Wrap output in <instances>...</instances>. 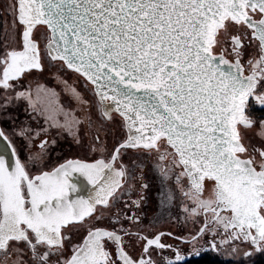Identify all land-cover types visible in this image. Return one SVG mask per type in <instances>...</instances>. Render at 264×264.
Returning <instances> with one entry per match:
<instances>
[{
    "label": "flooded vegetation",
    "instance_id": "flooded-vegetation-1",
    "mask_svg": "<svg viewBox=\"0 0 264 264\" xmlns=\"http://www.w3.org/2000/svg\"><path fill=\"white\" fill-rule=\"evenodd\" d=\"M210 51L239 63L252 76V85L264 78V13L244 4L238 14L225 15L214 30ZM15 56L21 63L12 64L10 72L7 68L5 78L19 75L24 68L42 72L45 67L36 64L38 57L29 48ZM58 82L48 87L50 99L32 95L4 99L8 106L0 128V264H63L73 251L74 233L84 232L81 243L97 229L117 235V242L102 239L105 264H171V253L178 251L175 244L189 243L175 234L187 230L184 200L189 183L176 154L160 137L151 147L119 149L107 170L114 149L126 135L124 127L117 128L122 118L114 112L106 114L97 99L94 111L82 85L65 80L66 85L58 84L59 93ZM243 99H249L248 92ZM60 101L67 103L60 107ZM61 111L70 118V137L58 128H43V114L56 123ZM86 115L91 128L86 126ZM107 121L116 127H103ZM75 123H80L79 129ZM248 123L244 116L236 120L237 137V127ZM238 139L242 149L236 154L250 159L264 176V138L247 141L249 146ZM207 182L213 181L205 178L201 193L190 186L193 193L201 196ZM198 208L193 220L198 230L210 227L220 232L236 252L247 246L244 253H250L251 248L257 251L264 245V234L259 237L236 222L230 211H219L216 200L209 206L198 201ZM259 212L264 218V198ZM62 249L67 255L60 261Z\"/></svg>",
    "mask_w": 264,
    "mask_h": 264
},
{
    "label": "water",
    "instance_id": "water-1",
    "mask_svg": "<svg viewBox=\"0 0 264 264\" xmlns=\"http://www.w3.org/2000/svg\"><path fill=\"white\" fill-rule=\"evenodd\" d=\"M19 2L27 29L42 24L48 30L47 55L90 83L106 114L122 118L126 135L107 170L119 149L151 147L163 137L197 193L205 178L212 180L219 211L264 234L263 172L236 154L242 149L236 120L252 76L210 51L225 15L238 14L244 4L264 13V0ZM202 229L177 239L191 242ZM104 238L117 242L115 232H88L63 264H96Z\"/></svg>",
    "mask_w": 264,
    "mask_h": 264
},
{
    "label": "rangeland",
    "instance_id": "rangeland-1",
    "mask_svg": "<svg viewBox=\"0 0 264 264\" xmlns=\"http://www.w3.org/2000/svg\"><path fill=\"white\" fill-rule=\"evenodd\" d=\"M20 12L19 0H0V128L3 124L2 119L7 113L6 107L8 106L6 105V101L4 102V99H24L25 95L35 96L37 99H50L51 93L48 87L53 85L51 82H56L57 80H59V82L56 83L57 86L58 84L66 85L64 82L65 80L71 85H82L88 95L85 99H87L88 102H93L92 108L94 107L96 109L97 101L91 84L85 81L84 78L79 79L77 74L72 71H67L66 69L68 68L64 67L61 62L49 60L45 50V43L49 39L48 30L42 24H36L30 29H27V26L21 18ZM26 31L28 32L27 42L24 40V33ZM26 43L29 51H31L35 58L38 57V59H36V64H39V66L44 65L45 67H41L42 72L34 67L24 68L18 72L19 75L5 78V70L10 68V66L18 60V56L14 57V55L25 50ZM34 70H36L37 73H35ZM68 89L70 91V87ZM250 89L251 90L248 91L249 99H244L241 109V115L250 123L237 127L238 137L241 139L242 143L247 146L250 145L248 142H258L264 138V113L260 115L252 113L253 110H261V108L264 107V78L255 79ZM58 90L60 93L61 89L59 86ZM66 103L67 101H60L59 106L64 107ZM60 113L63 114L64 112L61 111ZM42 117L45 121V125L43 126L44 129L49 130L48 127L58 128L70 137V118L66 115H60L56 123L52 122L49 116L43 114ZM87 117L88 115L85 116L87 122L86 126L91 128ZM110 122L111 121H107L105 125L103 124V127H116L114 123L110 124ZM77 124L80 125V123H75L74 128L76 129L80 127L77 126ZM123 127V123L120 121L117 128ZM74 137L79 138L78 135ZM241 154L244 153L241 152ZM185 190L186 198L184 203L186 207V219L188 220L187 230L175 232V234L182 235L184 238H190L197 233L199 228V224H194L193 222L200 213L198 201H201L203 206H209L214 203V184L213 182L205 183L201 196L197 193H193L189 183H187ZM207 216L209 217L210 214ZM83 234L84 232L74 233V238L70 239V252L79 244ZM262 241H264V239ZM175 245L178 247V251L177 253H171V258L169 260L171 264L181 262L190 257H197L205 254L215 256L222 261H237L243 259L246 262L253 259L259 253L264 252V245L260 247L261 249L263 248L262 250L255 251L251 248L250 253H244V249L247 247L244 246L240 252H236L226 243V237L224 235H221L220 232L214 231V229L210 227L203 230L197 238L186 243V245H180L178 243ZM102 253L103 251L99 256H102ZM66 255L67 252L65 249L60 250V261H63ZM101 259H98L96 264H105Z\"/></svg>",
    "mask_w": 264,
    "mask_h": 264
},
{
    "label": "trees",
    "instance_id": "trees-1",
    "mask_svg": "<svg viewBox=\"0 0 264 264\" xmlns=\"http://www.w3.org/2000/svg\"><path fill=\"white\" fill-rule=\"evenodd\" d=\"M252 113L254 114H263L264 109H257L253 110ZM172 264H264V252L259 253L253 259L249 261L241 260H229V261H222L215 256H211L208 254L197 256V257H190L181 262L172 263Z\"/></svg>",
    "mask_w": 264,
    "mask_h": 264
},
{
    "label": "bare ground",
    "instance_id": "bare-ground-1",
    "mask_svg": "<svg viewBox=\"0 0 264 264\" xmlns=\"http://www.w3.org/2000/svg\"><path fill=\"white\" fill-rule=\"evenodd\" d=\"M20 10H21V12H20V14H21V18H22V20L24 21V23H25V25L27 26V24H28V19H27V16H26V13H25V9L23 8V6H22V4H21V6H20ZM28 38V32L26 31L25 33H24V40L26 41V39ZM27 42V41H26ZM25 46H26V48H28V45H27V43L25 44ZM18 59V58H17ZM19 63H21V60L20 61H17V62H14L13 63V66L15 67L16 65H18ZM10 65V64H9ZM14 67H11L8 71L10 72V71H12L13 70V68ZM60 215H62V214H60ZM65 215V214H64ZM98 259H101V256H97V260Z\"/></svg>",
    "mask_w": 264,
    "mask_h": 264
}]
</instances>
